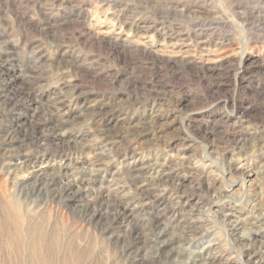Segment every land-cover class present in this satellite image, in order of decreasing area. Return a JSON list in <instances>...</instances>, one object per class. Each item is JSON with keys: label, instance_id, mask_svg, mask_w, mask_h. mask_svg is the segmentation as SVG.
Returning <instances> with one entry per match:
<instances>
[{"label": "rangeland", "instance_id": "rangeland-1", "mask_svg": "<svg viewBox=\"0 0 264 264\" xmlns=\"http://www.w3.org/2000/svg\"><path fill=\"white\" fill-rule=\"evenodd\" d=\"M197 259L264 264V0H0V264Z\"/></svg>", "mask_w": 264, "mask_h": 264}, {"label": "bare ground", "instance_id": "bare-ground-1", "mask_svg": "<svg viewBox=\"0 0 264 264\" xmlns=\"http://www.w3.org/2000/svg\"><path fill=\"white\" fill-rule=\"evenodd\" d=\"M125 209H127V208H125ZM204 248V247H203ZM202 255V254H201ZM197 260H200V259H197ZM200 261H202V260H200ZM192 264H199L198 262H195V261H193L192 262ZM202 264H203V261H202Z\"/></svg>", "mask_w": 264, "mask_h": 264}]
</instances>
